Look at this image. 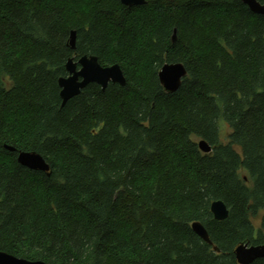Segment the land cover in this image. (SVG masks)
Returning <instances> with one entry per match:
<instances>
[{
    "label": "trees",
    "instance_id": "16d2710c",
    "mask_svg": "<svg viewBox=\"0 0 264 264\" xmlns=\"http://www.w3.org/2000/svg\"><path fill=\"white\" fill-rule=\"evenodd\" d=\"M145 2L0 0V252L238 264L239 245H264V216L253 223L264 211V15L240 0ZM83 56L118 65L126 84H89L62 106L58 80ZM173 63L187 76L166 93L158 74ZM19 152L41 155L50 176L18 164Z\"/></svg>",
    "mask_w": 264,
    "mask_h": 264
},
{
    "label": "water",
    "instance_id": "95a60500",
    "mask_svg": "<svg viewBox=\"0 0 264 264\" xmlns=\"http://www.w3.org/2000/svg\"><path fill=\"white\" fill-rule=\"evenodd\" d=\"M254 14L264 15V6L257 0H240ZM120 3L128 8L144 5L145 0H120ZM176 38V31L172 40ZM76 33L71 32L70 46L75 49ZM68 76L58 80L60 88V99L62 106L70 99L78 96L80 92L89 84H97L104 91L111 84L124 86L125 77L118 65L102 67L98 59L94 56H83L76 62L74 58L68 60L66 64ZM187 76V71L183 64L173 63L165 64L159 71V82L166 93H174L180 87L182 80ZM201 152L207 154L211 152V146L205 141L198 142ZM17 162L30 170L40 171L50 176V168L44 158L34 152H19ZM211 214L217 221H223L228 217V210L222 201H215L210 207ZM192 231L205 243L212 245L208 233L204 226L199 222L191 225ZM218 252L217 247H213ZM235 258L238 264H252L255 260L264 258V245L241 244L234 250ZM0 264H46L42 261H30L17 258L5 252H0Z\"/></svg>",
    "mask_w": 264,
    "mask_h": 264
},
{
    "label": "rangeland",
    "instance_id": "374dc122",
    "mask_svg": "<svg viewBox=\"0 0 264 264\" xmlns=\"http://www.w3.org/2000/svg\"><path fill=\"white\" fill-rule=\"evenodd\" d=\"M228 132H229V127L224 123L221 124L222 141H226L225 137L227 136ZM263 216H264V211L261 212L257 218L253 219V223L256 227H260L261 219Z\"/></svg>",
    "mask_w": 264,
    "mask_h": 264
}]
</instances>
